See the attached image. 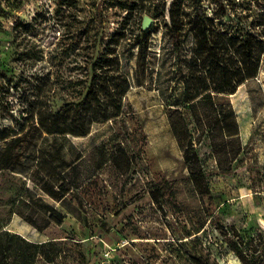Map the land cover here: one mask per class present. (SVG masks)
Returning <instances> with one entry per match:
<instances>
[{"label":"rangeland","instance_id":"rangeland-1","mask_svg":"<svg viewBox=\"0 0 264 264\" xmlns=\"http://www.w3.org/2000/svg\"><path fill=\"white\" fill-rule=\"evenodd\" d=\"M196 1L0 0V75L10 77L0 84V128L23 121L29 100L35 103L23 74L44 69L52 82L67 79L87 53L112 50L121 35L117 52L130 84L120 115L87 137L15 149L19 164L0 171V230L29 242L64 240L63 255H85L57 264H242L232 244L246 236V252L262 251L264 264V55L257 77L215 99L228 127L195 134L193 165L169 126L171 105L183 102L178 79L192 38L182 37L188 51L176 53L165 24L173 5L192 13ZM199 1L211 17L224 4L217 17L264 37V0ZM145 15L154 22L138 65ZM23 23L33 24L31 35L19 31ZM25 47L42 48L46 59L17 61ZM212 109L204 101L189 114L205 122Z\"/></svg>","mask_w":264,"mask_h":264},{"label":"trees","instance_id":"trees-1","mask_svg":"<svg viewBox=\"0 0 264 264\" xmlns=\"http://www.w3.org/2000/svg\"><path fill=\"white\" fill-rule=\"evenodd\" d=\"M191 7L192 13H188L183 5H173L170 20L165 25L178 54L188 51L182 44V37L192 38V46L185 53V69H181L178 79L184 83L183 102L171 105L174 108L169 110L168 121L185 153V161L193 165L190 152L196 151L195 134L214 135L228 127L222 119L226 116L223 104H216L215 99L236 93L240 86L258 76L264 55V37L255 26L248 29L244 24L232 25L217 17L219 13L227 12L224 4L219 5L213 17L199 0ZM33 28V24L23 23L19 31L31 35ZM150 35L151 31L141 30L137 43L138 65L147 59ZM124 37L121 35L113 42L115 48L112 50L87 53L83 66L76 67L77 73L71 78L52 82L44 69L29 78L22 75L21 80L30 85L28 93L34 94L35 103L29 100L23 121L17 120L12 127L0 128V143H6L0 152V171L12 170L19 164L20 157L15 154V149L22 150L37 139L85 138L95 124L109 122L120 115L123 98L130 87L117 52ZM16 53L17 61L37 63L46 59L42 48L25 47ZM6 77H9L7 73L0 75V84ZM204 101L213 105V116L205 122L189 114ZM70 182L79 187L76 179L71 178ZM42 187L61 200L54 192ZM246 237V243L235 240L232 249L242 264H259L262 251L248 254L244 246L249 243L250 236ZM64 244V240L29 242L1 229L0 264H57L63 258H77L79 262L85 258L81 250L63 255Z\"/></svg>","mask_w":264,"mask_h":264},{"label":"water","instance_id":"water-1","mask_svg":"<svg viewBox=\"0 0 264 264\" xmlns=\"http://www.w3.org/2000/svg\"><path fill=\"white\" fill-rule=\"evenodd\" d=\"M153 22L154 20L150 16L145 15L142 19V30L147 31Z\"/></svg>","mask_w":264,"mask_h":264}]
</instances>
